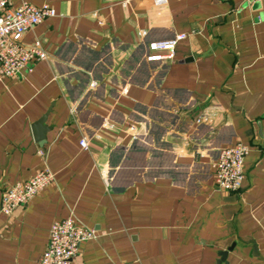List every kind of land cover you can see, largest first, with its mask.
<instances>
[{
	"label": "crops",
	"instance_id": "0c3cea01",
	"mask_svg": "<svg viewBox=\"0 0 264 264\" xmlns=\"http://www.w3.org/2000/svg\"><path fill=\"white\" fill-rule=\"evenodd\" d=\"M29 1L57 13L24 36L49 56L0 76V264H39L68 216L98 231L73 264H264V0ZM180 33L174 57L148 58ZM239 141L242 187L220 189L214 164Z\"/></svg>",
	"mask_w": 264,
	"mask_h": 264
},
{
	"label": "built area",
	"instance_id": "2783aa9c",
	"mask_svg": "<svg viewBox=\"0 0 264 264\" xmlns=\"http://www.w3.org/2000/svg\"><path fill=\"white\" fill-rule=\"evenodd\" d=\"M56 13V8L47 2L37 5L29 0H23L17 5H12L11 0H0L1 77L16 75L25 68L31 69L35 61L49 56L40 38L28 42L24 36L44 18ZM184 36L185 33H180L172 39L151 41L148 58L174 57L177 41ZM81 144L85 148L89 147L86 138L81 139ZM249 151L250 145L242 141L221 149L220 156L214 164L215 182L220 189H241L245 177V158ZM54 177L55 173L47 167L26 180L16 181L4 191L2 210L11 213L18 205L30 200L53 181ZM97 235L98 231L94 227L79 223L74 216L56 219L51 225L49 242L39 264H73L81 242Z\"/></svg>",
	"mask_w": 264,
	"mask_h": 264
},
{
	"label": "water",
	"instance_id": "95a60500",
	"mask_svg": "<svg viewBox=\"0 0 264 264\" xmlns=\"http://www.w3.org/2000/svg\"><path fill=\"white\" fill-rule=\"evenodd\" d=\"M47 113H45L34 125V133L38 140H42L45 136V130L47 127L44 125V120L46 119ZM222 255L225 256L227 250H223ZM220 262V260L218 261Z\"/></svg>",
	"mask_w": 264,
	"mask_h": 264
}]
</instances>
